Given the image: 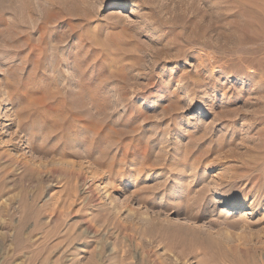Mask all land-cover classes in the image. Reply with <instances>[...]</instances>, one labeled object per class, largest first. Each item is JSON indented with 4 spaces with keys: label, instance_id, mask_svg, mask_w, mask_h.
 Segmentation results:
<instances>
[{
    "label": "rangeland",
    "instance_id": "1",
    "mask_svg": "<svg viewBox=\"0 0 264 264\" xmlns=\"http://www.w3.org/2000/svg\"><path fill=\"white\" fill-rule=\"evenodd\" d=\"M0 264H264V0H0Z\"/></svg>",
    "mask_w": 264,
    "mask_h": 264
},
{
    "label": "bare ground",
    "instance_id": "2",
    "mask_svg": "<svg viewBox=\"0 0 264 264\" xmlns=\"http://www.w3.org/2000/svg\"><path fill=\"white\" fill-rule=\"evenodd\" d=\"M228 227H231V226H233V225H227Z\"/></svg>",
    "mask_w": 264,
    "mask_h": 264
}]
</instances>
